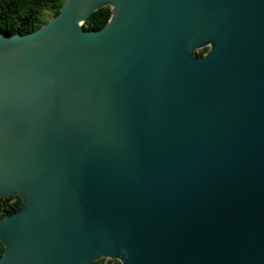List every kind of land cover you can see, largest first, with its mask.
I'll use <instances>...</instances> for the list:
<instances>
[{
  "label": "water",
  "instance_id": "1",
  "mask_svg": "<svg viewBox=\"0 0 264 264\" xmlns=\"http://www.w3.org/2000/svg\"><path fill=\"white\" fill-rule=\"evenodd\" d=\"M11 197L0 264H264V0H67L0 31Z\"/></svg>",
  "mask_w": 264,
  "mask_h": 264
},
{
  "label": "trees",
  "instance_id": "2",
  "mask_svg": "<svg viewBox=\"0 0 264 264\" xmlns=\"http://www.w3.org/2000/svg\"><path fill=\"white\" fill-rule=\"evenodd\" d=\"M67 0H0V31L7 36L28 35L39 30L48 20L61 12ZM112 18V9L106 7L95 12L83 25L87 31L102 30ZM204 48L196 53L202 57ZM23 205L20 197L0 198V220L16 213ZM4 246L0 243V258ZM91 264H121L119 261L101 260Z\"/></svg>",
  "mask_w": 264,
  "mask_h": 264
},
{
  "label": "rangeland",
  "instance_id": "3",
  "mask_svg": "<svg viewBox=\"0 0 264 264\" xmlns=\"http://www.w3.org/2000/svg\"><path fill=\"white\" fill-rule=\"evenodd\" d=\"M46 19H47L48 21H50V20H51V17H50L49 15H47Z\"/></svg>",
  "mask_w": 264,
  "mask_h": 264
},
{
  "label": "flooded vegetation",
  "instance_id": "4",
  "mask_svg": "<svg viewBox=\"0 0 264 264\" xmlns=\"http://www.w3.org/2000/svg\"><path fill=\"white\" fill-rule=\"evenodd\" d=\"M209 50H210V47H207V52H206L204 55H206V54L208 53ZM204 55H203V56H204Z\"/></svg>",
  "mask_w": 264,
  "mask_h": 264
}]
</instances>
